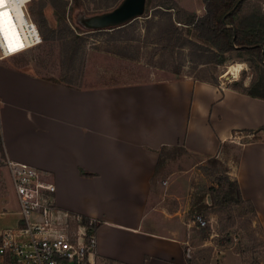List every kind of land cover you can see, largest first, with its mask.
Segmentation results:
<instances>
[{
  "label": "crops",
  "instance_id": "0c3cea01",
  "mask_svg": "<svg viewBox=\"0 0 264 264\" xmlns=\"http://www.w3.org/2000/svg\"><path fill=\"white\" fill-rule=\"evenodd\" d=\"M228 80L74 88L0 65V217L12 214L8 227L18 221L9 160L53 184L57 209L97 223L94 259L186 264L183 244L147 205L150 181L160 149L214 156L221 143L264 125V101ZM239 146L233 178L264 234V138Z\"/></svg>",
  "mask_w": 264,
  "mask_h": 264
},
{
  "label": "rangeland",
  "instance_id": "374dc122",
  "mask_svg": "<svg viewBox=\"0 0 264 264\" xmlns=\"http://www.w3.org/2000/svg\"><path fill=\"white\" fill-rule=\"evenodd\" d=\"M120 1L30 0L27 11L32 8L43 15L40 24L29 16L45 40L41 38L37 47L20 55L0 60V65L74 88L183 77L215 81L224 74L237 91L264 92V68L257 64L256 51L223 53L218 44L200 43L190 26L184 25L203 16L202 0H145L142 15L116 34L86 31L74 20L79 10H71L78 5L91 16L110 11ZM238 3L240 9L233 20L241 34L264 35V0ZM185 39L195 45L184 43ZM233 68H238L236 78L226 76ZM238 136L234 145L264 138L259 132ZM234 152L229 146L214 156L189 154L180 147L158 151L159 164L151 180L147 205L161 218L167 234H174L188 251L186 264H264L261 227L229 184L234 181ZM210 157L221 164L211 168L207 161ZM212 188L218 189L219 196L211 203ZM6 197L0 192V201ZM195 214L205 220L204 228L191 223ZM13 220L11 213L0 217V230L11 226ZM0 264L12 262L0 258ZM94 264L118 263L94 259Z\"/></svg>",
  "mask_w": 264,
  "mask_h": 264
},
{
  "label": "built area",
  "instance_id": "2783aa9c",
  "mask_svg": "<svg viewBox=\"0 0 264 264\" xmlns=\"http://www.w3.org/2000/svg\"><path fill=\"white\" fill-rule=\"evenodd\" d=\"M30 0H7L0 8L4 32L0 37V60L15 57L37 47L41 37L30 18ZM10 185L16 198L17 223L0 230V258L12 264H94L95 221L56 208L54 186L35 169L6 160ZM197 228L205 220L191 218ZM188 257V251L185 252Z\"/></svg>",
  "mask_w": 264,
  "mask_h": 264
},
{
  "label": "trees",
  "instance_id": "16d2710c",
  "mask_svg": "<svg viewBox=\"0 0 264 264\" xmlns=\"http://www.w3.org/2000/svg\"><path fill=\"white\" fill-rule=\"evenodd\" d=\"M205 12L202 17L200 18H194L190 22H187L184 25H187V27L190 28L193 36L197 38V40L202 44H218L219 49L225 53L233 50H241V51H256V61L257 64H259L261 67L264 68V35H257V34H241L238 25L234 22L233 17L237 14V12L240 9V3H238V0H233L230 3H226L222 0H202ZM79 10L78 13L74 16V20L78 26L85 29L86 31H95V30H104V29H94L88 26V21L91 17H94L99 14L87 16L84 14L83 8L76 5L73 6L71 9L73 10ZM29 15L37 21L38 24L41 23L42 13L39 10H34L32 8L28 9ZM72 13V12H71ZM70 19L72 21L73 15L70 14ZM60 19V18H59ZM62 21V19H60ZM124 26L120 28H107L104 31H109L112 34L118 33L121 29H123ZM39 30V29H38ZM40 37L45 40V35L40 33ZM184 43L187 44H194V42H191L187 39L184 40ZM54 82V81H52ZM213 83V81H210ZM236 83L235 81L232 82V84ZM257 88H259L257 86ZM235 90L234 88H232ZM263 89V88H262ZM237 91V90H235ZM248 91V92H247ZM246 92H240L250 98H256L264 101V92H251L247 90ZM258 131L264 132V125L261 126L256 131H241L240 133H256ZM250 141H256V140H250ZM232 144V145H231ZM231 147L234 149V163L236 164L239 158L240 154V146L234 145L231 142H223L219 145V151L223 149V147ZM208 164L211 165V168H214L216 166H219L221 163L219 160L215 159L214 157H210L207 159ZM159 161L157 159L155 163V168L153 172V176L155 175V172L157 170ZM211 172V171H210ZM82 175L90 176L89 174L82 173ZM152 180V179H151ZM225 180H228L227 177H225ZM229 182V181H228ZM151 183V181H150ZM236 194L237 200L241 202L242 204H245L249 207L251 212L253 214V207L249 201H244L241 199L237 184L235 180L233 182L229 183ZM217 186V185H216ZM212 197L209 199L212 202L215 201V199L219 196V191L217 188L211 189ZM215 195V198H214ZM82 221L86 222L87 218L81 217ZM97 223L95 222V227Z\"/></svg>",
  "mask_w": 264,
  "mask_h": 264
},
{
  "label": "water",
  "instance_id": "95a60500",
  "mask_svg": "<svg viewBox=\"0 0 264 264\" xmlns=\"http://www.w3.org/2000/svg\"><path fill=\"white\" fill-rule=\"evenodd\" d=\"M145 0H121L110 11L91 17L88 26L94 29L120 28L140 17L144 10Z\"/></svg>",
  "mask_w": 264,
  "mask_h": 264
},
{
  "label": "snow or ice",
  "instance_id": "6c2138e0",
  "mask_svg": "<svg viewBox=\"0 0 264 264\" xmlns=\"http://www.w3.org/2000/svg\"><path fill=\"white\" fill-rule=\"evenodd\" d=\"M7 2V0H0V8ZM4 32V14L0 12V37H3Z\"/></svg>",
  "mask_w": 264,
  "mask_h": 264
},
{
  "label": "bare ground",
  "instance_id": "6f19581e",
  "mask_svg": "<svg viewBox=\"0 0 264 264\" xmlns=\"http://www.w3.org/2000/svg\"><path fill=\"white\" fill-rule=\"evenodd\" d=\"M237 69L238 68L231 69V71H229L228 75L232 76V78H235L236 77V73H237Z\"/></svg>",
  "mask_w": 264,
  "mask_h": 264
}]
</instances>
